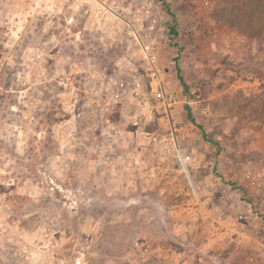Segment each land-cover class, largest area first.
Masks as SVG:
<instances>
[{
    "label": "rangeland",
    "instance_id": "374dc122",
    "mask_svg": "<svg viewBox=\"0 0 264 264\" xmlns=\"http://www.w3.org/2000/svg\"><path fill=\"white\" fill-rule=\"evenodd\" d=\"M144 1L0 0V264H264V0H157L169 116Z\"/></svg>",
    "mask_w": 264,
    "mask_h": 264
},
{
    "label": "built area",
    "instance_id": "2783aa9c",
    "mask_svg": "<svg viewBox=\"0 0 264 264\" xmlns=\"http://www.w3.org/2000/svg\"><path fill=\"white\" fill-rule=\"evenodd\" d=\"M167 22V16L162 12L158 1L145 0L129 27L145 62L151 92H155L160 96L169 116V112L177 104L179 96L175 90L167 87L165 72L159 64V43L162 33L167 30ZM142 90L143 85L136 80L134 84L135 95L137 97L141 96ZM139 120L141 121L142 118ZM73 264H83V261L81 258H77Z\"/></svg>",
    "mask_w": 264,
    "mask_h": 264
},
{
    "label": "trees",
    "instance_id": "16d2710c",
    "mask_svg": "<svg viewBox=\"0 0 264 264\" xmlns=\"http://www.w3.org/2000/svg\"><path fill=\"white\" fill-rule=\"evenodd\" d=\"M243 5H244V4H243ZM236 9H237L236 11L240 12V11H239V10H240L239 8H236ZM234 12H235V9H234ZM234 12H231L230 15H231V14L236 15V12H235V13H234ZM224 13H226V12L224 11ZM237 14H238V13H237ZM236 16H237V15H236Z\"/></svg>",
    "mask_w": 264,
    "mask_h": 264
}]
</instances>
